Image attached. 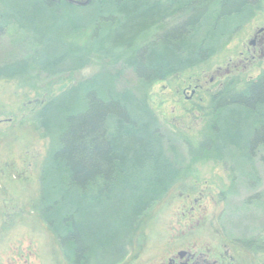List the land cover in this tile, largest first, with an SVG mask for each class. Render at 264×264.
<instances>
[{"label":"trees","instance_id":"trees-1","mask_svg":"<svg viewBox=\"0 0 264 264\" xmlns=\"http://www.w3.org/2000/svg\"><path fill=\"white\" fill-rule=\"evenodd\" d=\"M260 4L0 0V35L9 23L32 33L21 20H36V35H31L37 45L31 59L0 65V79H24L31 68L48 76L72 73L93 57L112 67L74 82L36 113L39 129L50 139L38 213L73 264H112L138 217L186 174L167 153L148 102L149 86L215 55ZM126 70L134 87L125 85ZM236 84L228 81L210 96L207 126L190 148L193 159L221 160L224 149L243 142L248 158L255 148H264V71Z\"/></svg>","mask_w":264,"mask_h":264},{"label":"rangeland","instance_id":"rangeland-1","mask_svg":"<svg viewBox=\"0 0 264 264\" xmlns=\"http://www.w3.org/2000/svg\"><path fill=\"white\" fill-rule=\"evenodd\" d=\"M18 9L24 11L27 7ZM21 21L33 31L29 33L9 23L0 35V65L36 56L37 45L32 37L36 35V20ZM262 21L264 0L233 37L223 40L215 55L156 81L147 89L148 102L159 119L167 153L187 170L160 201L151 222L158 214L170 220L180 204L179 191L190 192L192 200L199 198L195 207L201 209L204 221L213 220L216 229L229 238L252 240L258 246L257 239L264 231V148H255L248 158L243 142L238 147L224 149L223 159L214 161L193 159L189 153L201 140V132L208 123L207 107L217 89L209 78L218 66L224 68L231 60L236 62L241 58L240 52L249 46L251 33ZM237 68L229 80L235 84L255 80L264 71V62ZM103 69L107 70L104 62L93 57L87 67L72 73L48 76L31 68L24 79H0V264H73L64 255L59 238L38 213L41 169L50 139L39 129L36 113L48 98ZM197 80L204 88L190 98ZM124 81L125 85L135 86L134 76L128 70L124 72ZM260 120L264 122V114ZM157 224L162 234V225ZM146 229L148 235L157 227ZM133 239L131 236L127 242L131 244ZM260 240L263 241L260 245L264 244V235ZM88 241H94L93 235ZM121 251L116 255L119 259L124 257ZM247 254L254 261L258 258L255 251Z\"/></svg>","mask_w":264,"mask_h":264},{"label":"flooded vegetation","instance_id":"flooded-vegetation-1","mask_svg":"<svg viewBox=\"0 0 264 264\" xmlns=\"http://www.w3.org/2000/svg\"><path fill=\"white\" fill-rule=\"evenodd\" d=\"M248 43L249 46L240 52L239 60H231L224 68L218 66L209 78L212 85L216 83L217 89L213 93L225 86L237 67L264 62V21L253 30ZM198 82L193 85L190 98L204 88ZM179 196V207L170 220H164L158 214L151 222L150 218L159 207V202L133 224L129 235L124 238V257L115 259L112 264H264V244L260 245L264 231L257 239L258 246L252 240L229 238L216 229L213 220L210 223L204 221L201 209L195 207L199 198L194 197L192 200L191 193L185 191H179ZM157 223L162 225V234ZM150 226L157 229L155 232L150 230L151 234L147 235L144 231ZM131 236L134 239L129 244L127 241ZM254 251L258 257L255 261L247 254H253Z\"/></svg>","mask_w":264,"mask_h":264},{"label":"water","instance_id":"water-1","mask_svg":"<svg viewBox=\"0 0 264 264\" xmlns=\"http://www.w3.org/2000/svg\"><path fill=\"white\" fill-rule=\"evenodd\" d=\"M69 1H72L78 5H85L87 4L90 0H85V1H75V0H69Z\"/></svg>","mask_w":264,"mask_h":264}]
</instances>
